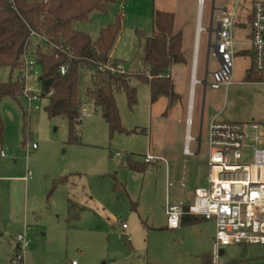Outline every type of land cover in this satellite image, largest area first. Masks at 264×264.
<instances>
[{
    "label": "rangeland",
    "instance_id": "374dc122",
    "mask_svg": "<svg viewBox=\"0 0 264 264\" xmlns=\"http://www.w3.org/2000/svg\"><path fill=\"white\" fill-rule=\"evenodd\" d=\"M231 1L204 0L202 25L209 30L199 37L201 80L208 60L210 70L218 65L213 47L208 58L217 26L211 16H220ZM252 1L243 0L233 31L238 43L234 83L219 90L204 84L195 87L191 135L201 137L196 156L184 155L183 147L197 0H119L107 11L93 10L88 21L72 23L74 30L92 39L102 28L120 24L111 57L124 70L116 66V72L128 75L137 90L133 106L125 92L113 91L123 131L111 130L91 95L96 89H110L106 72H114L112 62L100 68L78 66L81 106L73 127L64 116H49L47 99L31 111L26 96L0 98L4 128L0 140V264L14 253L19 234L28 241L24 264H201V256L212 254L214 221L166 227L167 177L173 182L171 202L187 200L197 187L207 185L209 120L217 113L224 121L264 120V81L250 77V47L241 44L251 30L247 15ZM156 10L174 12V30L182 33L186 61L172 69L176 94L172 104L168 97L152 103L148 85L133 76L149 71L142 64L145 36L138 32L152 35ZM36 70L41 73V66ZM18 74L19 69L0 66L2 83L16 82ZM83 108L90 115L79 121ZM192 150H197L196 142ZM1 151L6 155L1 156ZM148 153L162 154L166 160L145 165L143 172L128 166V159L144 164ZM221 250L218 264H264V246L229 245Z\"/></svg>",
    "mask_w": 264,
    "mask_h": 264
},
{
    "label": "built area",
    "instance_id": "2783aa9c",
    "mask_svg": "<svg viewBox=\"0 0 264 264\" xmlns=\"http://www.w3.org/2000/svg\"><path fill=\"white\" fill-rule=\"evenodd\" d=\"M197 2L198 22L194 37L183 147L184 154L187 156H196L201 149L199 137L191 135L196 85L204 84L205 88L209 86L219 90L227 89L234 83V56L238 43L234 40L233 31L243 0H232L229 5L222 8L220 16L216 18L211 16V21L215 19L217 23L214 31L218 28V32H215L214 45L209 47L208 58L213 47L212 55L216 57L218 65L210 70L209 60L207 61L204 80L198 78L199 37L209 28L202 25L204 0H197ZM247 20L251 30L248 40L241 44L249 45L252 57L251 70L264 81V0L252 1ZM34 39H37L35 44H33ZM39 46L43 49L63 52L69 57L74 55L71 46L31 30L21 55V67L18 74V81L23 88L22 95L28 98L31 111L37 110L39 102L46 99L42 95L40 83L42 72L39 73L36 70L37 66H40L36 53ZM117 68L124 72L120 64ZM110 70L117 71L116 67H111ZM60 72L64 74L66 66H61ZM165 76L172 79L170 71ZM51 94L52 91L48 93V96ZM89 115V111L83 108L78 120L82 121L84 116ZM219 115L210 120L206 132L209 167L207 185L197 187L189 202L173 203L168 200L165 208L167 226L170 229L178 228L185 214L215 221L212 264H218L222 247L264 246V120L224 121L219 118ZM193 142L198 145L196 151L192 150ZM35 147L36 145L33 144V148ZM5 155L1 151V156ZM159 159L165 161L164 157L149 153L144 161L149 163ZM126 227L127 225L123 224V228ZM16 241L14 253L2 264H24L23 254L28 241L23 234H19ZM72 264H76V261Z\"/></svg>",
    "mask_w": 264,
    "mask_h": 264
},
{
    "label": "trees",
    "instance_id": "16d2710c",
    "mask_svg": "<svg viewBox=\"0 0 264 264\" xmlns=\"http://www.w3.org/2000/svg\"><path fill=\"white\" fill-rule=\"evenodd\" d=\"M119 0H0V66H8L12 70L20 69L21 55L31 30L71 46L73 57L63 52L37 47V56L42 68L40 78L42 95L48 100L46 110L49 116H64L73 127L77 112L81 106L79 97V71L81 63L100 68L111 63L116 67L119 63L111 57V51L120 31V24H110L102 28L100 35L92 39L89 35L73 29L74 21H88L93 10L107 11L108 7ZM175 14L156 10L153 17V33L145 36L142 64L149 67L147 74L133 76L145 82L150 90L151 102L160 97H168L170 104L176 98L172 79L165 76L171 68L185 60L182 52V33L174 31ZM66 66L61 74L60 67ZM110 89H96L91 92L94 102L103 109V117L112 131L124 129L120 126V118L113 91H123L128 103L133 106L137 102V90L130 83V77L119 72L107 71ZM250 77L262 80L252 71ZM22 85L9 81L0 82V98L6 95L17 97L22 95ZM52 94L48 96V93ZM4 128L0 121V140ZM128 166L137 171H144L146 163L137 164L128 159ZM200 219L185 214L181 223L192 225ZM212 255L201 256V264H212ZM238 261H233L235 264Z\"/></svg>",
    "mask_w": 264,
    "mask_h": 264
},
{
    "label": "crops",
    "instance_id": "0c3cea01",
    "mask_svg": "<svg viewBox=\"0 0 264 264\" xmlns=\"http://www.w3.org/2000/svg\"><path fill=\"white\" fill-rule=\"evenodd\" d=\"M166 11V10H165ZM174 13V12H173ZM175 14V13H174ZM196 29V28H195ZM175 31V30H174ZM178 32V31H177ZM175 33H176V31H175ZM183 52V51H182ZM183 55H184V58H185V61H186V57H185V54H184V52H183ZM172 69H173V67L171 68V70H170V72H171V74H172ZM172 80H173V74H172ZM219 113H217L216 115H218ZM216 115H214V116H216ZM201 123H200V133L202 134L203 133V116H204V105H203V107H202V111H201ZM213 116V117H214ZM186 117H187V113H186ZM212 117V118H213ZM211 118V119H212ZM219 118H220V115H219ZM210 119V120H211ZM210 120H209V122H210ZM209 122H208V124H209ZM207 127H208V125H207ZM206 132H207V128H206ZM185 136V135H184ZM199 139H200V141H201V137L199 136ZM198 146V145H197ZM200 146H201V143H200ZM149 154V153H148ZM151 154V153H150ZM183 154H184V151H183ZM152 155H154V154H152ZM185 155V154H184ZM157 156H161V157H164L165 158V156L164 155H162V154H159V155H157ZM160 160V159H159ZM166 160V159H165ZM161 161H163V162H165L164 160H161ZM145 162V161H144ZM156 162V160L155 161H153V162H149V163H147V162H145L146 163V165L148 164H154ZM146 169V168H145ZM169 177H167V186H166V201H165V204H164V211H165V208H166V203H167V201L169 200V201H171V199H170V193H169V187L170 186H173V182H170L169 180ZM183 180V179H182ZM207 183H208V181H207ZM169 184H171V185H169ZM184 184L183 183H181V187L183 186ZM193 194H194V192L192 193V194H190L189 196H188V199L187 200H183V199H181L180 201H184V202H189L192 198H193ZM179 201V202H180ZM166 214V213H165ZM193 217H195V218H197V219H200V221L199 222H197V223H195V224H192V225H198V224H200L201 222H203V221H208V220H205V219H203L202 217H196V216H193ZM209 221H214V220H209ZM166 224H167V221H166ZM181 225H188V224H183V223H181ZM214 226H215V232H216V225H215V221H214ZM166 227H168L167 225H166ZM127 228V227H126ZM126 228H124V229H126ZM214 236H215V233H214ZM222 253H223V250H222ZM221 253V254H222Z\"/></svg>",
    "mask_w": 264,
    "mask_h": 264
},
{
    "label": "water",
    "instance_id": "95a60500",
    "mask_svg": "<svg viewBox=\"0 0 264 264\" xmlns=\"http://www.w3.org/2000/svg\"><path fill=\"white\" fill-rule=\"evenodd\" d=\"M215 32H218V28H217V29H215ZM221 253H222V251H221Z\"/></svg>",
    "mask_w": 264,
    "mask_h": 264
}]
</instances>
